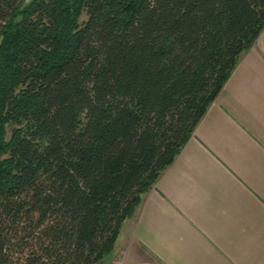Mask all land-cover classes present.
I'll use <instances>...</instances> for the list:
<instances>
[{
    "label": "trees",
    "instance_id": "16d2710c",
    "mask_svg": "<svg viewBox=\"0 0 264 264\" xmlns=\"http://www.w3.org/2000/svg\"><path fill=\"white\" fill-rule=\"evenodd\" d=\"M264 31V0H0V264H98Z\"/></svg>",
    "mask_w": 264,
    "mask_h": 264
},
{
    "label": "crops",
    "instance_id": "0c3cea01",
    "mask_svg": "<svg viewBox=\"0 0 264 264\" xmlns=\"http://www.w3.org/2000/svg\"><path fill=\"white\" fill-rule=\"evenodd\" d=\"M98 264H264V31Z\"/></svg>",
    "mask_w": 264,
    "mask_h": 264
}]
</instances>
